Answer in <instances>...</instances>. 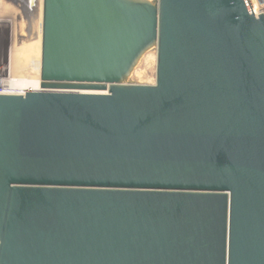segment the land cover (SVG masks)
Listing matches in <instances>:
<instances>
[{
  "label": "water",
  "instance_id": "water-1",
  "mask_svg": "<svg viewBox=\"0 0 264 264\" xmlns=\"http://www.w3.org/2000/svg\"><path fill=\"white\" fill-rule=\"evenodd\" d=\"M42 7L40 88L0 94V264H264V14Z\"/></svg>",
  "mask_w": 264,
  "mask_h": 264
},
{
  "label": "rangeland",
  "instance_id": "rangeland-1",
  "mask_svg": "<svg viewBox=\"0 0 264 264\" xmlns=\"http://www.w3.org/2000/svg\"><path fill=\"white\" fill-rule=\"evenodd\" d=\"M42 8L38 4L31 20L32 32L28 34L26 32L28 21L21 7L15 0H0V19L10 20L13 26L9 68L5 64L7 56L5 44L0 55L5 57L2 61L4 66L0 64V82L9 81L15 77H40L35 64L38 65L37 63L41 60ZM156 67L157 53L155 49H151L142 57L130 79L137 83L155 84Z\"/></svg>",
  "mask_w": 264,
  "mask_h": 264
},
{
  "label": "flooded vegetation",
  "instance_id": "flooded-vegetation-1",
  "mask_svg": "<svg viewBox=\"0 0 264 264\" xmlns=\"http://www.w3.org/2000/svg\"><path fill=\"white\" fill-rule=\"evenodd\" d=\"M26 32L29 34L32 32V25L30 23H27ZM13 27L11 26L10 20H4L0 19V55L3 51L4 44L6 46V52L7 56L6 58L0 57V64L4 66V58H5V64L7 65V68H9V61H10V47L12 43V33H13ZM20 38V37H19Z\"/></svg>",
  "mask_w": 264,
  "mask_h": 264
},
{
  "label": "bare ground",
  "instance_id": "bare-ground-1",
  "mask_svg": "<svg viewBox=\"0 0 264 264\" xmlns=\"http://www.w3.org/2000/svg\"><path fill=\"white\" fill-rule=\"evenodd\" d=\"M39 4L41 7L42 6V0H40ZM42 10H43V8H42ZM12 58H13V55H12ZM37 64L38 65L35 64V66H36L38 74H39L40 73V61ZM4 84L10 88H16V89H20V90L38 89V88H40V78L39 77H34V78H31V77H15L9 81H4ZM86 92H92V91H86ZM93 92H98V91H93ZM101 92H104V91H101Z\"/></svg>",
  "mask_w": 264,
  "mask_h": 264
},
{
  "label": "built area",
  "instance_id": "built-area-1",
  "mask_svg": "<svg viewBox=\"0 0 264 264\" xmlns=\"http://www.w3.org/2000/svg\"><path fill=\"white\" fill-rule=\"evenodd\" d=\"M250 3L256 14L260 12L264 14V0H250ZM25 90L10 88L6 86L3 81L0 82V94H21L24 93Z\"/></svg>",
  "mask_w": 264,
  "mask_h": 264
}]
</instances>
